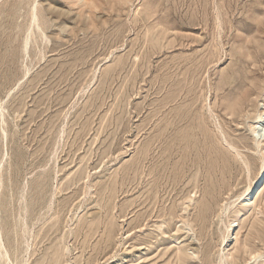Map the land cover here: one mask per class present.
I'll list each match as a JSON object with an SVG mask.
<instances>
[{"label": "rangeland", "instance_id": "374dc122", "mask_svg": "<svg viewBox=\"0 0 264 264\" xmlns=\"http://www.w3.org/2000/svg\"><path fill=\"white\" fill-rule=\"evenodd\" d=\"M263 57L264 0H0V264H264Z\"/></svg>", "mask_w": 264, "mask_h": 264}, {"label": "bare ground", "instance_id": "6f19581e", "mask_svg": "<svg viewBox=\"0 0 264 264\" xmlns=\"http://www.w3.org/2000/svg\"><path fill=\"white\" fill-rule=\"evenodd\" d=\"M253 64L256 66L255 63H253ZM247 69H249V68H247ZM227 79L228 80H226V73H225V80H224L223 84L221 86L215 88L214 90L216 92V95L218 96L220 91H224L226 89H229V93H226V92L224 93L223 100H225V102H226V99H227L230 102V99H235V102L233 104L229 103L227 105V107L229 108V113L232 114L234 120H236V119H238L239 117H241L243 115V113L245 112L247 106L249 105V97H250V95L252 93V90H251V86L248 85V83L246 82V79L243 78L242 75L240 74V71H236L235 70L231 74H229V75L227 74ZM179 81H181V80H179ZM166 83H167V80H166ZM180 92H181V90H180ZM177 96L178 95L175 94L173 96L174 99H176ZM250 99H251V97H250ZM171 100H173L172 96L168 97V95H167L166 96V103L170 102ZM215 106H217L216 102H215ZM218 108H219V106H218ZM225 109H226V105H225ZM213 112H214V110H213ZM256 117H257V121L258 122H262V120L264 119L263 111L259 110ZM165 118L167 119V115H166ZM183 121L189 123L190 119L188 118L186 120V118H184ZM262 136H263V133H261L260 139H261ZM225 141H227L226 140V135H225ZM234 168H235V164L231 163V164H228L226 166V169L222 170V172H221L222 175L223 174L226 175V181L229 180L230 178H232V176H233L232 173H233V169ZM261 183H262V185L260 186V188L257 189L258 184H261ZM263 187H264V167L259 172V174L257 175L255 181L253 183H251L250 185H248V187L246 188V191H245L246 193L243 195L244 196L243 200L244 201L247 200V199H245V197H247L249 194L253 193L256 189H257L256 191H259ZM215 199H216V196L214 197L213 195L205 194L204 200L200 204V209H199V212L197 213L196 221L200 225V228H201V230L203 232H204V230L207 229L208 222H209L211 216L214 213L212 205H213V202L215 201ZM175 212H176V210H172V213H175ZM143 219H145V217H143ZM234 222L235 221L231 222L230 227L235 226ZM1 245H2V241H1V237H0V247H1ZM246 252H247V250H246ZM224 257H225L224 255L220 256V261H221L222 264H224L223 263ZM233 261H236V260L233 259ZM180 262L182 264V259L181 258H180Z\"/></svg>", "mask_w": 264, "mask_h": 264}]
</instances>
